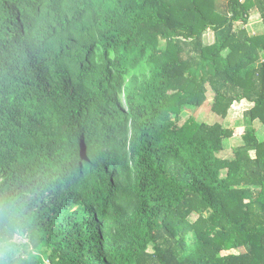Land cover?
Returning a JSON list of instances; mask_svg holds the SVG:
<instances>
[{
    "label": "trees",
    "instance_id": "trees-1",
    "mask_svg": "<svg viewBox=\"0 0 264 264\" xmlns=\"http://www.w3.org/2000/svg\"><path fill=\"white\" fill-rule=\"evenodd\" d=\"M255 21L264 0H0V262L264 264V138L223 121L246 100L264 126ZM208 92L219 120L182 119Z\"/></svg>",
    "mask_w": 264,
    "mask_h": 264
},
{
    "label": "rangeland",
    "instance_id": "rangeland-1",
    "mask_svg": "<svg viewBox=\"0 0 264 264\" xmlns=\"http://www.w3.org/2000/svg\"><path fill=\"white\" fill-rule=\"evenodd\" d=\"M217 9L221 12L226 11L227 6V0H215ZM247 31L248 33H252V30L247 25ZM214 32L211 30H207L204 32L202 40L204 44H210L214 41ZM211 103V94L208 92L206 99L204 102L197 108L191 109L186 108L182 113V119L186 118L188 115H192L199 121H205L208 123H213L214 121L219 120V117L210 110L209 105ZM250 103H248L246 100H243L241 102L233 103V105L230 107V109L227 112V115L223 121L229 123L230 121H235L236 125H243V126H253L255 128L256 134L259 137L264 138V126L260 124L259 122H250L248 118L246 117V111L250 107ZM244 115V116H243ZM244 119L242 120L241 124H238L237 119ZM242 143V139L239 135H235L230 137L224 145V148L218 153L219 156H230L232 154V148L238 144ZM133 166V165H132ZM133 168V167H132ZM192 219V217H190ZM148 250L151 252L152 248L151 246L148 247ZM229 252H234L233 250H230ZM43 264H48L46 260H43Z\"/></svg>",
    "mask_w": 264,
    "mask_h": 264
},
{
    "label": "crops",
    "instance_id": "crops-1",
    "mask_svg": "<svg viewBox=\"0 0 264 264\" xmlns=\"http://www.w3.org/2000/svg\"><path fill=\"white\" fill-rule=\"evenodd\" d=\"M248 27L252 30V33H249V34H260L264 32V28L262 26L261 21L252 22L248 24Z\"/></svg>",
    "mask_w": 264,
    "mask_h": 264
},
{
    "label": "clouds",
    "instance_id": "clouds-1",
    "mask_svg": "<svg viewBox=\"0 0 264 264\" xmlns=\"http://www.w3.org/2000/svg\"><path fill=\"white\" fill-rule=\"evenodd\" d=\"M14 244L16 243H26L25 240H19V241H13ZM13 249L11 247L5 248L3 245H0V254H7L12 252ZM0 264H3V262H0Z\"/></svg>",
    "mask_w": 264,
    "mask_h": 264
}]
</instances>
